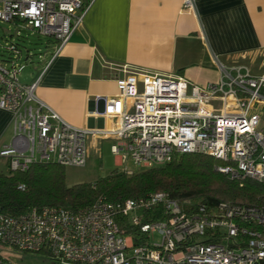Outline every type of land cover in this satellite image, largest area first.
Instances as JSON below:
<instances>
[{"label": "built area", "instance_id": "obj_1", "mask_svg": "<svg viewBox=\"0 0 264 264\" xmlns=\"http://www.w3.org/2000/svg\"><path fill=\"white\" fill-rule=\"evenodd\" d=\"M90 2L0 0V22L15 25L17 37L24 28L53 39L59 52ZM182 7L194 12L196 0H183ZM4 49L0 109L11 114L12 138L0 147V159L9 169L25 171L43 162L84 167L89 149L109 139L116 171L128 175L200 153L221 161L218 170L230 179L264 182V73L226 66L216 56L220 78L204 84L124 69L115 78L116 93L96 98L102 109L93 114L109 124L79 127L36 94L39 77L20 79L18 44L6 42ZM123 226L137 229L138 244ZM0 246L43 254L47 264H264V207L220 202L207 208L152 192L122 201L99 198L75 211H0ZM0 264L18 263L0 256Z\"/></svg>", "mask_w": 264, "mask_h": 264}, {"label": "crops", "instance_id": "obj_2", "mask_svg": "<svg viewBox=\"0 0 264 264\" xmlns=\"http://www.w3.org/2000/svg\"><path fill=\"white\" fill-rule=\"evenodd\" d=\"M182 4L91 0L82 23L59 52L53 39L42 37L44 54L21 80L39 77L36 94L59 116L74 126L94 127L109 124L93 114L102 109L96 98L116 93L115 78L124 69L204 84L220 78L216 56L226 66L245 65L254 74L264 73V0H196L194 12ZM20 49L21 62L33 63L28 49ZM11 138V114L0 109V147Z\"/></svg>", "mask_w": 264, "mask_h": 264}, {"label": "trees", "instance_id": "obj_3", "mask_svg": "<svg viewBox=\"0 0 264 264\" xmlns=\"http://www.w3.org/2000/svg\"><path fill=\"white\" fill-rule=\"evenodd\" d=\"M221 165L207 154L188 153L162 166L134 170L131 175L114 170L94 182L71 186L65 183L64 166L57 163H35L25 171L7 167L0 172V211L12 216L47 206L75 211L99 198L122 201L152 192H165L180 204L191 201L207 208L220 202L264 207V182L230 179L218 170ZM123 229L139 243L137 229Z\"/></svg>", "mask_w": 264, "mask_h": 264}, {"label": "rangeland", "instance_id": "obj_4", "mask_svg": "<svg viewBox=\"0 0 264 264\" xmlns=\"http://www.w3.org/2000/svg\"><path fill=\"white\" fill-rule=\"evenodd\" d=\"M20 35L21 37L15 36V27L12 24L0 22V60L6 59L7 54L4 51V47L5 43L10 41L18 43L23 51L28 49L32 56L31 61L33 63H24V69L19 74L21 79L30 73L37 62H40L39 59L44 54V47L42 46L45 39L31 31H21ZM46 56L44 59L49 58V54ZM111 143L112 141L107 139L98 143L96 148H90L87 163L84 167L64 166L66 185L71 186L77 183L94 182L116 170L118 168L116 165L117 158L109 149ZM127 166L131 169L134 168L130 162L127 163ZM6 170L7 165L5 160L0 159V172H5ZM154 238H157L156 234L153 235ZM0 256L18 264H47V258L43 254L23 253L3 246H0Z\"/></svg>", "mask_w": 264, "mask_h": 264}]
</instances>
